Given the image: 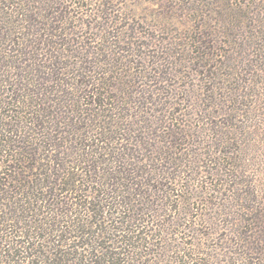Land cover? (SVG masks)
<instances>
[{
	"label": "trees",
	"instance_id": "1",
	"mask_svg": "<svg viewBox=\"0 0 264 264\" xmlns=\"http://www.w3.org/2000/svg\"><path fill=\"white\" fill-rule=\"evenodd\" d=\"M68 1L0 0V264H238L240 259L264 264V190H258L255 178L262 160L251 155L264 143V91L255 93L253 87L243 93L209 80L202 108L209 115L201 120H209L206 126L214 133L207 151L183 140L186 123L178 120L188 115L183 113L174 118V133L163 135L155 150L163 182L157 176L147 182L141 174L137 177L142 180L130 185L120 166L108 176L100 166L108 163L102 156L111 152L108 145L115 141L117 125L108 113L112 109H103L114 98L106 85L119 78L115 63L127 68L129 61L111 53L109 60L101 59L103 48L90 50L75 39L65 17L71 12L66 11ZM31 2L39 4L31 7ZM259 2L264 0H216L226 22L219 34L229 35L230 21L235 23L237 16L249 19L255 30L247 40L257 45L250 53L256 59L248 65L262 86L264 20L248 17L264 10ZM108 5L99 0L102 9L93 14L101 19L110 15ZM197 35L194 69L203 73L204 60L211 58L205 50L215 42L209 41L215 31L200 24ZM100 64L112 65L111 70ZM210 71L208 67L209 78ZM243 97L253 101L248 105ZM185 144L191 157L183 163L187 152L180 146ZM115 158L116 164L120 159ZM201 160L209 167L206 171ZM142 162L140 171L147 172ZM185 163L192 171L186 177L181 170ZM250 163L255 171L247 169ZM199 172L213 178L203 181L204 187L193 184ZM225 191L229 231L206 259L201 246L181 240L195 230L196 223L187 224V210L197 198L209 203Z\"/></svg>",
	"mask_w": 264,
	"mask_h": 264
},
{
	"label": "rangeland",
	"instance_id": "2",
	"mask_svg": "<svg viewBox=\"0 0 264 264\" xmlns=\"http://www.w3.org/2000/svg\"><path fill=\"white\" fill-rule=\"evenodd\" d=\"M77 1L87 6L76 5ZM98 1L70 0L68 4L66 2L68 6L66 11L71 12L65 14V17L70 21L69 26L75 33L74 38L85 42V48L104 49V52H101V55L103 54L101 59L109 60L111 56L108 57L107 53H111L114 59L122 57L123 61H129L127 68L119 65L122 62L115 63L120 67H115L113 72L119 78L114 81L111 79L108 82L109 85H106L108 96L114 95V98L112 101H106L107 105L103 109H112V113H108L113 115L117 126L115 133L112 134L115 141L108 145L111 152H106V155L102 156L108 160V163L101 165L100 169L104 168L105 171L107 169L110 172L108 176H111L114 167L124 168L127 173L125 179H129L130 185L140 181L141 178L137 175L141 174H143L142 179L145 178L147 182L151 181L153 176H157L163 182L162 174L158 172L160 161L153 158L156 157L155 150L161 145L159 141L164 139L163 135L168 136L174 133L172 130L175 129L173 126L175 117L188 114L178 118L186 123L182 131L183 140L196 144V148L202 149L203 152L207 151L208 141L214 137V133L206 126L209 120L201 121L209 115L202 109L205 108L203 99L207 95L209 80L214 79L212 81L216 83L223 82L232 88L239 87L243 93L247 89L249 92V89L252 90L253 87L256 90L255 93L264 91L261 88L264 85L258 84L257 86V79L248 65L249 59H256L251 58L250 53L256 50L257 45L249 43L247 38L252 33L255 35L256 32L249 27V19L247 20L246 17L239 19L237 16L233 17L235 23L231 24L230 21L233 28L227 30L229 35L219 34L218 32L223 30L226 22L216 0H104L109 3L111 14L103 15L102 19L93 14L98 9ZM259 3L264 5V2ZM38 4L29 3L31 7L38 6ZM100 9L102 8L95 13H100ZM247 9L251 10V7ZM253 9L255 11L256 7ZM257 16L264 20V10L259 14H249L248 17L256 20ZM233 18L230 17L227 21ZM237 19L240 22L236 23ZM205 23H208L215 31V35L209 38V41L213 40L214 43L208 42V36L206 37L208 44L205 51L210 54L211 58L204 60V63L205 68L209 67L212 71L210 78L206 69L203 73L196 71L197 68L194 69L197 64L194 59L196 49H194L195 46L192 47L195 42L193 40L198 36L197 29L200 24ZM235 25L237 28L234 29ZM258 28L261 30L263 27ZM257 31L260 35L258 29ZM239 33L242 36H239ZM109 41H112L114 47L108 46ZM100 65L101 68L107 70H111L112 67L109 64ZM110 85H113L114 90L109 89ZM74 94L76 96L78 93L74 90ZM86 99L90 101L89 98ZM240 99L245 100L248 105L253 101L250 97ZM175 111V116H173ZM206 111L209 112V109ZM170 117L172 120L169 119ZM260 130V139L264 140L263 126ZM198 141L200 144L197 143ZM188 147L189 145L186 144L180 146L181 151L187 152L185 155L182 154L183 163L187 162L184 158L187 160L191 157V150L187 151ZM257 147L251 155L262 160V165L258 169L259 174L255 175V178L259 181L258 190H264V143H258ZM249 153L250 151L247 152ZM115 156L120 159L116 164L113 162L117 159ZM133 161H143L142 163L148 165L146 168L149 170L141 173L139 168L141 162L133 164ZM201 161L200 165L206 171L209 167H204L205 160ZM185 164L181 169L184 171V177L192 173L188 164ZM252 165L250 163L247 169L255 171L256 166ZM119 176L121 174L117 173L116 177ZM212 179L209 174L201 176L199 172L193 184L204 187L205 184L202 182L205 180L211 182ZM143 189L149 194V189L145 187ZM228 194L229 192H222L218 194V198H214L211 202L209 200V203L206 199L197 198L196 201L191 202L187 210L186 218L191 221L187 224L192 225L194 222L196 225L195 230L189 233V237L181 238V240L194 242L201 246L199 251L207 254L204 255L206 259L209 258L212 247L219 249V245H222L221 241L229 231L230 223L229 218H226L227 205L224 201ZM157 197L155 195L154 200L152 199L154 203ZM219 197L221 199L223 197V200ZM136 203L138 204V201ZM137 207L140 209L143 206L138 204ZM249 261L247 260V263ZM247 263L244 259L238 261V264Z\"/></svg>",
	"mask_w": 264,
	"mask_h": 264
}]
</instances>
